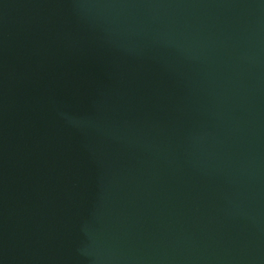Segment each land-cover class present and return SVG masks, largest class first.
<instances>
[{
	"label": "water",
	"instance_id": "95a60500",
	"mask_svg": "<svg viewBox=\"0 0 264 264\" xmlns=\"http://www.w3.org/2000/svg\"><path fill=\"white\" fill-rule=\"evenodd\" d=\"M0 264H264V0H0Z\"/></svg>",
	"mask_w": 264,
	"mask_h": 264
}]
</instances>
